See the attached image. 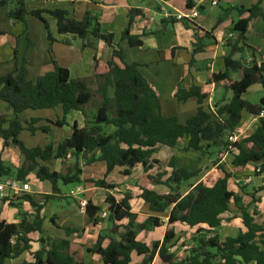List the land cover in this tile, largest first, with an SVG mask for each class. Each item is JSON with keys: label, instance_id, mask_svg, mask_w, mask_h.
<instances>
[{"label": "trees", "instance_id": "16d2710c", "mask_svg": "<svg viewBox=\"0 0 264 264\" xmlns=\"http://www.w3.org/2000/svg\"><path fill=\"white\" fill-rule=\"evenodd\" d=\"M46 1L55 0H0V10L6 9V17L12 22L24 23L28 16L36 19L43 26L47 41L51 45L55 40L51 37L48 22L43 17L47 15L55 21L58 35L73 36L81 41L83 49L93 51H96L97 42H103L111 51V59L105 64L95 60L93 90L89 81L70 79L68 70L53 61L52 71L35 81L27 78L24 58L20 62L16 60L12 73L0 77V101L12 110L11 119L0 117V139L4 146L17 148L24 159L22 167L15 173L16 180L24 182L26 177L33 173L39 182H48L51 185L52 193L50 196H42L44 201L54 198L58 193V184H92L94 187L113 190V186L104 183V178L114 169L123 168L122 175L127 176L136 165L147 167L158 147L173 149L182 140L186 141L184 151L203 152L207 147L221 150L227 145V135L236 131L242 113L257 118L263 112L261 105L251 104L244 100L243 96L253 85L257 84L264 89V62L258 65L252 62L244 67L231 57L249 48L246 45V28L257 18L264 22V9L261 7L264 0H258L247 9L229 7L224 10L225 13L235 11L239 16H248L234 24L236 42L230 45L229 53L223 59L224 71L209 74L205 88L219 84L225 93H231V98L211 111L202 107L208 94L203 87H192L187 91L177 90L174 96L177 101L195 99L198 105L196 113L184 124L174 117L162 116L157 93L140 74L139 66L123 63L114 35L102 32L94 15L85 13L81 20H74L65 9H39L38 5ZM186 7L190 10L193 0H186ZM138 16L140 12L131 11L128 25ZM222 19L219 18L218 22ZM181 22L192 32V38L197 40L199 29L193 21ZM121 39L131 48L141 44L137 37L129 35L128 29L123 32ZM29 46L32 47V43ZM201 50L200 46L193 52ZM115 60L119 61L121 66L117 65ZM232 74H237L238 79H234ZM94 96L99 98V105L93 115L87 116L84 109L92 102ZM56 108H60L61 118L47 124L61 128L67 125L66 118L70 112H79L84 117L83 125H72L70 136L62 139L56 146L26 148L18 139L24 130L20 116L26 111ZM231 117H236V121L232 122ZM39 122L41 120L31 119L26 123V130L32 134L36 131L48 134L49 127L34 128ZM3 125L7 128L3 129ZM232 148L228 160L231 167L243 168L253 165L264 173V116L258 118L254 132L239 143L233 144ZM68 154L72 163L65 173L50 171L45 166L57 160L68 161ZM98 162L105 166L103 179L82 180L81 167ZM169 167L170 173L166 180L158 183L163 185L167 192L158 194L147 189L141 191L140 199L148 206L150 212L166 215L168 225L179 224L189 229L197 228L196 233H205L217 229L222 221L221 216L228 213L233 205L239 212L244 230L238 232L235 237H226L223 240L216 236L199 237L187 256L177 260L170 252V242L174 237L172 231H166L161 243L155 242L150 247L146 246L136 240V235L140 231L157 227L159 220L148 217L142 224L136 225V215L130 212V196L124 195L119 201L107 196L105 220L109 225L118 228L119 240H110L108 246L102 248L103 236L100 235L96 244L86 251L100 256L103 264H130L132 253L146 257L141 264H149L155 255L163 264H264V222L255 221V217L259 215L264 219V210L262 213L256 208L249 211L250 206L259 203V200L253 194H248L250 203L243 206L242 198L228 188V181L232 176L223 165L218 167L219 178L207 179L205 184H196L187 194L181 195V184L195 178L198 172L177 169L172 161ZM10 174V169L0 162V178L9 177ZM162 176L163 174L160 175ZM241 192L244 193L243 188ZM17 198L29 202L34 214L30 220L22 219L17 225L0 220V264L29 252L32 234L39 235L36 240L39 249L31 254L30 262L22 264H82L70 253L67 240H51L42 236L41 206L34 205L25 194ZM84 211L93 224L97 223V216L102 212L88 202ZM124 221L125 224H120ZM64 231L66 235L73 232L68 229Z\"/></svg>", "mask_w": 264, "mask_h": 264}, {"label": "crops", "instance_id": "0c3cea01", "mask_svg": "<svg viewBox=\"0 0 264 264\" xmlns=\"http://www.w3.org/2000/svg\"><path fill=\"white\" fill-rule=\"evenodd\" d=\"M194 1H198L197 5L194 3L198 16L192 20L199 29L197 40L193 39L192 32L176 19L178 15H185L189 11L186 7V0H55L46 1L38 5V8L44 10L65 9L74 20H81L85 13L94 15L98 19L102 32L114 35V41L122 54L123 63L139 66L140 74L157 93L162 116L174 117L179 123L184 124L196 113L198 105L195 99H188L184 102L177 101L174 98L177 90L187 91L192 87H203L208 91V94L202 107L211 111L230 100L231 93H225L219 84H214L208 89L205 88L209 74L224 71L223 59L228 55L230 45L236 42L237 34L233 31L234 24L248 16L247 14L239 16L235 11L225 13L224 10L229 7L247 9L255 5L258 0ZM212 2H216V4L212 5ZM261 7L264 9V2ZM131 11L140 12V16L134 18L128 25ZM43 17L48 22L51 37L55 40L51 45L47 41L43 26L36 19L28 16L24 23L12 22L6 17V9L0 10V77L12 73L16 60L20 62L24 58L27 78L30 81H35L38 77L52 71L51 61H53L59 67L68 70L70 79L92 83L95 60L101 64L107 63L111 59L110 49L103 42L96 43V51L83 49L79 39L70 35H58L55 21L48 18L47 15H43ZM219 18L223 19L218 22ZM33 20L38 24L35 33L38 35L41 47L39 54L36 53L37 48L34 44L30 47L31 43L26 40L22 47L18 38L30 31V25L36 24ZM126 29L130 36L140 40V46L131 48L126 41L121 39ZM229 34H232L230 39L228 38ZM245 36L246 45L249 48L244 49L241 53L233 54L231 59L238 61L244 67L252 62L257 65L264 62V22L260 18L253 20L247 25ZM200 46L202 47L201 51L193 52L196 47ZM49 48L50 53H48ZM115 63L121 66L119 61L115 60ZM232 77L238 79L237 74H232ZM252 88L261 90L262 87L256 84L249 90ZM244 97L245 95L243 96L245 100ZM57 109L60 113H57ZM86 109L84 111L87 116L95 113V111L88 113ZM43 111L45 110L32 111V113L24 112L20 116L24 130L18 139L28 149L43 148L47 145L56 146L62 139L70 136L72 125L81 127L84 123V117L79 112H70L66 118L67 125L57 128L47 122L54 123L61 118L60 108L51 110L54 118L50 117V113ZM1 116L6 120L11 119L12 110L0 101ZM31 119L41 120L34 125V128L44 126L50 128L48 134H42L44 139L39 144L32 141L25 143L22 140L37 136L26 130V123ZM257 124L258 118L242 113L236 131L240 133L241 138H245L254 132ZM2 128L6 129L7 126L3 125ZM185 144L186 141L182 140L173 149L158 147L147 167L136 165L127 176L122 175L123 168L114 169L104 178V183L113 186V190L117 189L118 193L94 187L92 184H81L84 188L83 194L72 195L71 191L75 189V185L74 188L64 191L58 184V193L53 196L54 198L44 201L42 196H50L52 193L51 185L48 182H39L33 173L29 174L22 183H28L30 187V192L25 196L29 197L34 205L41 206L42 236L51 240H67L70 244V253L79 263L103 264L100 256L88 253L86 250L96 244L100 235L103 236L102 248L107 247L110 240L118 241V228L109 225L99 215L97 223L93 224L89 221L84 209L79 208L78 202L84 199L93 207L106 212L105 199L107 196L119 201L124 195H129L130 212L136 215V225L142 224L148 217H155L159 220L157 227L138 232L136 240L150 247L155 242L161 243L166 231H172L174 237L170 242V252L175 255L177 260L184 259L188 252L184 250L186 247H180L179 244L185 242L184 240L189 237V232L194 233L197 228L189 229L179 224L168 225L166 215L150 212L148 206L140 199V194L142 189L158 194L167 192V189L158 183L164 182L168 177L171 161L177 169L198 172L195 178L186 182L185 185L181 184L180 192L183 186L188 187L186 192L181 195L187 194L196 184H205L207 179L212 180L220 177V172L217 169L219 165L216 162L217 152H213L212 156H209L210 148L208 147L203 152L184 151ZM23 160L17 148L4 146L0 139V162L11 171L9 177L0 178V183L6 179H16L15 173L22 167ZM153 161L157 163L154 164ZM71 163V160L66 162L57 160L45 166L50 171L65 173ZM227 165L224 167L232 176L228 181V188L237 196H239L238 191L233 189L232 184L246 186L243 185V181L247 177L251 178L250 183H256L258 176L254 177L255 174H253L255 166L233 168L229 163ZM81 170L82 180H100L103 179L105 166L98 162L88 167H81ZM162 174L163 176L160 177ZM259 191H261L260 188L255 194H259ZM33 214L34 210L29 202L20 198L9 200L5 194H0L1 221L17 225L22 219L30 220ZM227 215H231L230 210L221 218H225ZM125 223L124 221L120 224ZM65 229L73 232L66 235ZM179 231H186L184 237ZM31 238L29 252H25L16 259H7L4 264L30 262L31 254L39 249V244L36 242L39 235L32 234ZM144 258L146 257L132 253L130 264H141ZM149 264L163 263L155 255Z\"/></svg>", "mask_w": 264, "mask_h": 264}, {"label": "rangeland", "instance_id": "374dc122", "mask_svg": "<svg viewBox=\"0 0 264 264\" xmlns=\"http://www.w3.org/2000/svg\"><path fill=\"white\" fill-rule=\"evenodd\" d=\"M33 21L36 24L29 26L30 31L27 32L26 35H21L18 38L21 41L20 44L22 45V47H24L26 40H27V42L29 41L30 43L34 44L37 48L36 53L39 54L41 47L39 44L38 35L35 33V29H36L38 24L35 20H33ZM18 43H19V41H18ZM89 86L92 90L95 88V84L93 82L89 83ZM244 98H245V100H247L248 102H250L252 104H259L260 105V101L262 99H264V89L261 88V90H254L252 88V89L248 90V92L245 94ZM99 102H100L99 98L97 96H94L92 102L87 107H85V108H87L86 111L88 113H90L91 111H96V108L99 105ZM262 107L264 109V106H262ZM56 111H57V113H60V112H58L59 111L58 109ZM43 112L50 113V117L54 118V115L52 114L51 110H45ZM43 112H41V113H43ZM25 113H32V111H27ZM27 127L28 126H26V128ZM33 134H36L37 136H35L32 139H22V140H24L25 143H27L26 141H32L35 144H37V143L39 144L44 139V135H42V133L39 131H36ZM209 152H210L209 156H212V153L218 152V150L210 148ZM228 163L229 162H227L223 166H228L227 165ZM213 164H216V162H213ZM219 166H221V165H219ZM219 166H217V169ZM86 170H88V169H86ZM254 177H257V176L254 175ZM257 178L258 179H256L255 184L250 183L246 186H239L238 184L237 185L232 184V186H233V189L235 191H238L239 196L242 198L241 204L243 206L250 203V199L247 195L251 194L253 192L254 197L259 200V203L251 205L249 208V211L253 210V208H256V210L259 213H262L264 210V191H259V194L257 193L258 195L255 194V192L258 191L259 188L264 189V183L262 182V180L259 177H257ZM185 184L186 183H183V185H185ZM73 186L74 185H61L60 184V187L62 189H64V191L69 190L71 188H74ZM187 188H188L187 186H183L180 194H183L184 192H186ZM241 188L244 189L243 194L241 192ZM230 213H231V215H227L225 218H222V223L220 224V226L217 229L212 230L211 232H205V233H196V231L194 233L189 232L188 239L184 240L185 242H182L181 244H179V246L180 247H186V249H184V250L188 252L190 250V248L195 246V240L199 237L216 236L219 240H223L226 237H235L238 234V232L243 231L244 228H243V226L241 224V220L239 218L240 217L239 212L233 205L230 206ZM255 221L257 223H263L264 219L261 217V215H259V216L255 217ZM152 228H154V227H152ZM179 233L183 234V237H184V235L186 234V231H179Z\"/></svg>", "mask_w": 264, "mask_h": 264}, {"label": "built area", "instance_id": "2783aa9c", "mask_svg": "<svg viewBox=\"0 0 264 264\" xmlns=\"http://www.w3.org/2000/svg\"><path fill=\"white\" fill-rule=\"evenodd\" d=\"M194 3L197 5L198 1L193 2V7L185 14V15H178L177 20L182 21V20H187V21H192L198 16L197 9L194 7ZM216 2H212V5H215ZM232 37V34L228 35V38L230 39ZM264 116V112H261L257 118H261ZM242 140L240 133L235 131L234 133L228 134L226 137V142L227 145L221 150H218L216 154V162L217 165H224L228 162L230 153L233 151L232 145L235 143H239ZM71 156L68 154L66 156V160H70ZM253 174L258 176L262 182L264 183V173L261 172V169L259 167H255L253 169ZM251 182V178L247 177L243 181V185H247ZM30 192V187L28 183H22L16 179H6L2 183H0V194L3 193L5 194V197H7L9 200L16 199L17 197L21 196L22 194H26ZM84 188L79 185H75V189L71 191L72 195L75 194H83ZM113 192L118 193L119 191L117 189H114ZM87 205V201L84 199L79 200L78 206L80 209H85ZM99 217L101 219H105L107 217V213L101 212L99 214Z\"/></svg>", "mask_w": 264, "mask_h": 264}, {"label": "water", "instance_id": "95a60500", "mask_svg": "<svg viewBox=\"0 0 264 264\" xmlns=\"http://www.w3.org/2000/svg\"><path fill=\"white\" fill-rule=\"evenodd\" d=\"M260 105L261 106H264V99H262L261 101H260ZM232 122L233 121H236V117H231V119H230ZM155 206H156V204H155Z\"/></svg>", "mask_w": 264, "mask_h": 264}]
</instances>
